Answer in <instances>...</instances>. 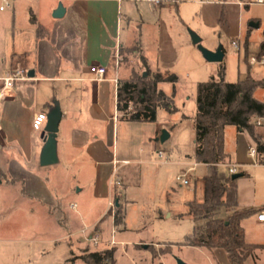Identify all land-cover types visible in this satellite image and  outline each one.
I'll return each instance as SVG.
<instances>
[{"label":"rangeland","instance_id":"obj_1","mask_svg":"<svg viewBox=\"0 0 264 264\" xmlns=\"http://www.w3.org/2000/svg\"><path fill=\"white\" fill-rule=\"evenodd\" d=\"M161 2L158 6L140 1L138 6L142 17L138 11L130 15L133 16L131 21L124 17V33L136 37L130 48L125 47L120 51L117 59L119 66L116 64L117 70L120 69L119 79L138 77L149 70L154 72L157 66L178 77L175 85H160L167 95L174 94L175 112L159 109L156 122L132 123L123 120L114 132L118 159H127L129 162L118 164L112 182L118 180L120 185L112 187L124 188L126 193L128 205L125 210L129 231L123 234V238L132 243L140 240L163 241L175 234L187 232L189 222H177L176 215L188 211V202L195 199L199 201L204 196L203 178L207 174V167L198 164L195 158L197 132L193 118L197 113V85L212 77L217 78L221 63H211L204 58L193 44L191 32L197 33L202 45L209 50L215 51L219 46L224 48L223 63L228 82L236 83L248 72L257 80L264 77V65L250 67L247 63L248 56L258 54L259 44L264 39V5H252L240 10L238 6L223 3V0ZM249 20H257L261 27L252 30L246 50L245 36ZM235 40L241 43L240 51L232 46ZM143 53L153 63L152 67L142 63ZM257 96L262 99V91ZM256 131L264 142V124L257 125ZM165 133L169 137L163 141ZM225 141V150L231 154L233 162L235 159L251 161L247 152L251 143L247 135L240 137L236 127L230 126L225 132ZM159 150L164 154L163 159L158 156ZM0 154V167L3 169L0 170V176L10 179L12 175L6 169L8 164L3 161L6 156ZM164 161L167 163L164 164ZM220 168L225 171L223 166ZM40 170L46 178L45 187L30 182L29 188L31 192L48 198L52 204L58 203L51 206V216H48V205H41L39 201L25 196L23 184L0 186V264H85L81 259H71L82 255L88 248L105 249L106 245H78L77 239L82 236L72 232L79 229L81 223L76 228H64L65 214L62 208L66 210L73 200L83 207H90L94 198V188H91L94 166L89 165L85 172L65 169L61 164ZM183 173H188L189 186L181 187L177 181V177ZM81 183L85 184V188L84 192L79 193L78 190L83 188ZM244 183L247 185L248 182L240 181L241 189ZM64 186L70 187L69 192L62 193L66 191ZM242 197L245 199L246 196ZM169 214L174 218H164V215L167 217ZM198 225L201 227L202 223ZM101 229L103 238L109 240L114 229L110 219L103 223ZM127 245L130 249L131 245ZM146 246L150 250L155 249L156 256L170 250L168 245ZM117 248L118 264L136 263H131L124 255V243ZM186 253L191 258H197L199 264H207L203 255L193 250H186ZM179 255L176 249L166 255L162 263L159 260L155 264L172 263L174 259H180Z\"/></svg>","mask_w":264,"mask_h":264},{"label":"crops","instance_id":"obj_2","mask_svg":"<svg viewBox=\"0 0 264 264\" xmlns=\"http://www.w3.org/2000/svg\"><path fill=\"white\" fill-rule=\"evenodd\" d=\"M140 1L153 4L146 0H0V7L5 2L9 4L3 11L0 10V89L3 86L2 79L14 73L16 69H24L28 75L34 74L31 80L18 82L12 95L1 102L0 153L6 156L3 161L8 164L6 169L12 178L0 176L2 181L0 186L15 187L23 184L25 196L30 200L39 201L41 205H48V216H51V206L58 203L52 204L48 198L31 192L29 188L30 182L42 188L46 184V178L40 170L44 168L40 165V156L44 148L42 139L44 129L35 131L32 128V121L37 113L48 114L57 103L62 111L57 136L59 160L57 164H61L65 169L83 172L89 165H93L95 170L91 187L94 188V198L90 207H83L73 200L66 210L62 208L65 214L64 228L68 230L76 228L79 222L81 223V227L72 232L82 236L77 239L78 245L99 247L104 244L105 249H115L116 264L117 246L122 243L125 244L124 255L131 263L136 262L134 264H155V261L159 260L162 263L163 258L176 249L180 252L179 258L187 264L199 263L197 258H191L186 250L203 255L207 264H230L223 249L208 250L205 247L177 245L192 234L196 226L189 215V202L188 211L176 215L177 222H189L187 232L175 234L174 237L163 241L140 240L132 243L123 238V234L129 231L125 210L128 200L124 188L112 187V175L118 164L128 163L129 160L118 159L113 141L116 126L123 121L117 111L115 79L118 82L122 80L119 79L120 69L117 70L119 53L125 47L130 48L136 37L124 33L123 19L126 17L127 21L133 20V16L130 15L135 11L140 12L139 15L142 17L138 6ZM60 5H63L66 13L63 18L56 19L53 14ZM252 21L259 23V28L261 27L257 20L248 21L246 50L249 48V39L252 35L253 29L249 30V23ZM262 42L264 39L259 44L258 54ZM143 56L152 67L153 63L149 58L144 53ZM99 65L107 68V75L103 81H95L90 72L92 66ZM167 71L169 72L164 70ZM259 91L263 93L262 99L257 96ZM255 97L264 102V89H259ZM237 132L240 137L247 135L251 146L255 145L247 132L238 129ZM247 152L250 162L236 159L233 162L231 154L226 151L230 160L225 165H239L237 174H241V177L236 180L237 210L255 211L242 221L245 240L249 244L263 246L254 252L247 264H264V222L258 220V215L264 212V163L260 161V157L256 163L250 157L249 149ZM225 165L222 166L227 172ZM0 170L3 169L0 167ZM242 180L248 183L247 185L244 183L241 189ZM121 181L125 187L123 179ZM81 185L83 188L78 190L79 193L84 192L85 184ZM65 190L62 193L69 192L70 187H65ZM242 196H246L245 199ZM111 200H115L116 209L124 211L125 222L120 227L115 225L114 217L109 211L108 203ZM203 200L204 196L199 198V201L196 199L193 201L201 203ZM72 203L78 204V213L71 209ZM164 218L171 219L174 216L169 214L167 217L164 215ZM108 219L113 225V230H116L117 244L114 246L110 244L112 237L109 240L103 238L101 231V226ZM85 227L90 228V231L97 229L101 236L99 245H94L90 241L91 232L88 234L82 232ZM127 244L131 245L130 249ZM146 245L156 247L168 245L170 250L156 256L155 249L150 250ZM148 253L151 254L149 257ZM167 264H177L176 259Z\"/></svg>","mask_w":264,"mask_h":264},{"label":"trees","instance_id":"obj_3","mask_svg":"<svg viewBox=\"0 0 264 264\" xmlns=\"http://www.w3.org/2000/svg\"><path fill=\"white\" fill-rule=\"evenodd\" d=\"M249 30L252 28L249 27ZM259 56H264V42L260 46ZM249 58L248 56L247 63L251 67ZM141 61L149 67L144 57ZM177 81L175 73L164 72L159 68L138 77L120 80L117 88V111L121 119L130 122H156L159 109L175 112L174 94L167 95L160 85H175ZM259 89H264V79L257 80L250 72L236 83L228 82L224 63L220 64L217 78L212 77L197 85V113L193 118L197 132L195 158L198 164L207 167V174L203 178L204 200L201 203H188L189 215L196 226L193 233L177 245L205 247L208 250L223 249L230 264H247L254 252L263 247L246 242L242 221L255 211L237 210V181L220 168L230 160L225 151V130L228 126H234L251 136L260 161L264 163V142L256 131L257 120L264 118V102L255 97ZM124 220V211L116 209L115 225L122 226ZM199 223H202L201 227ZM115 252V249L86 250L71 261L81 259L85 264H116Z\"/></svg>","mask_w":264,"mask_h":264},{"label":"built area","instance_id":"obj_4","mask_svg":"<svg viewBox=\"0 0 264 264\" xmlns=\"http://www.w3.org/2000/svg\"><path fill=\"white\" fill-rule=\"evenodd\" d=\"M155 5H161L162 2L161 0H147ZM205 2H212V0H203ZM223 3L225 4H230V5H237L241 8H246V7H250L252 5H264V0H223ZM9 6V4L7 2L4 3L3 6L0 7V10H4L5 7ZM232 46L236 51H240V42L239 40H235L232 41ZM249 64L253 67L256 65H264V56L260 57L258 54L257 55H253L249 58ZM90 72L91 74L94 76V80L95 81H103L106 78L107 75V68L104 66H92L90 68ZM32 78L29 77L28 73L26 70L24 69H16V71L14 73H12L11 75L5 77L2 79L3 81V86L0 89V106H1V102L10 97L12 95V92L14 91L16 84L20 81H28L31 80ZM115 84L118 88V80L115 79ZM47 119H48V114L45 112H40L37 113L32 121V128L35 131H42L47 123ZM264 122V118L262 119H258L256 124L258 126H263ZM249 155L250 157L255 160V162L257 163L260 155L258 153L257 147L256 145H252L249 147ZM158 156L160 158L164 157V154L161 150L158 151ZM264 157V155H263ZM238 169H239V165L236 164H232L227 166V172L230 175H234L238 173ZM177 181L180 183L181 187H186L190 185V179L188 176V173H183L182 175L177 177ZM112 185H120L119 181H115L112 182ZM71 209H73L75 212L78 213V204L77 203H72L70 205ZM108 208L109 211L112 213V216L115 218V213H116V204L115 201L111 200L108 203ZM258 220L264 222V212H262L261 214L258 215ZM91 229L88 227H85L83 229V233L84 234H88L89 232H91V236H90V241L94 243V245H99L101 242V236L100 233L95 230L92 229V231H90ZM115 235H116V230L112 231V239L110 241V244L112 246L116 245L117 242L115 240Z\"/></svg>","mask_w":264,"mask_h":264},{"label":"water","instance_id":"obj_5","mask_svg":"<svg viewBox=\"0 0 264 264\" xmlns=\"http://www.w3.org/2000/svg\"><path fill=\"white\" fill-rule=\"evenodd\" d=\"M66 13L63 5H60L58 9L54 12L53 17L56 19H61ZM260 26L259 23L250 22L249 27L252 29H258ZM191 39L195 46L202 52L204 58L211 63H223L225 58V52L222 46H219L215 51L209 50L202 45L201 37L195 33L191 32ZM29 77L33 78L34 74L29 73ZM62 120V111L60 106L56 104L54 108L48 113L47 123L45 125L44 131L42 133V139L44 141V148L40 156V165L42 167L52 166L58 163V154H57V136L59 132L60 123ZM169 135L165 133L162 137L163 141L168 139ZM241 177V174L232 175L233 180H237ZM2 181L0 180V183ZM177 264H187L181 259H176Z\"/></svg>","mask_w":264,"mask_h":264}]
</instances>
